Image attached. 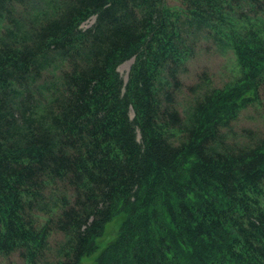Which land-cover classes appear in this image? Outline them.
<instances>
[{"label": "trees", "instance_id": "16d2710c", "mask_svg": "<svg viewBox=\"0 0 264 264\" xmlns=\"http://www.w3.org/2000/svg\"><path fill=\"white\" fill-rule=\"evenodd\" d=\"M0 23V255L81 264L121 214L97 264H264V0H0ZM206 42L222 85L186 77Z\"/></svg>", "mask_w": 264, "mask_h": 264}, {"label": "rangeland", "instance_id": "374dc122", "mask_svg": "<svg viewBox=\"0 0 264 264\" xmlns=\"http://www.w3.org/2000/svg\"><path fill=\"white\" fill-rule=\"evenodd\" d=\"M93 19L87 22L90 25ZM3 23H0V31L3 27ZM134 62V59H128L121 63L118 67V71L125 80L128 79L129 71ZM233 68V54L231 50H225L223 48L218 49L213 43L206 42L198 53L195 62L190 65V72L186 75L187 79H191L194 72L208 69L212 74L213 79L218 85H222L225 81L229 80L232 76ZM196 76V75H195ZM261 119L260 114L254 109L246 110L240 119V125L242 126H254L259 123ZM122 215L115 216L111 221L106 224V229L102 236L96 239L97 247L89 255L85 256L81 264H97V258L104 249V246L108 244L118 233L119 226L122 222ZM59 238V235L54 237L53 242ZM0 264H22L18 255L3 256L0 255ZM43 264V263H41Z\"/></svg>", "mask_w": 264, "mask_h": 264}]
</instances>
